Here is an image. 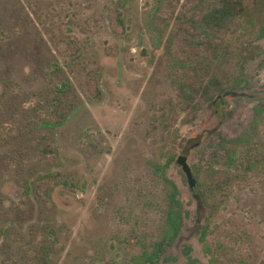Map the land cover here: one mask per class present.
<instances>
[{"label": "rangeland", "instance_id": "rangeland-1", "mask_svg": "<svg viewBox=\"0 0 264 264\" xmlns=\"http://www.w3.org/2000/svg\"><path fill=\"white\" fill-rule=\"evenodd\" d=\"M213 1L0 0V229L9 228L0 242L11 260L41 264L34 246L48 243L51 264H128L164 231V176L179 189L184 223L152 264L264 260V118L251 152L259 169L244 173L239 146L240 161L217 177L229 183L214 193L204 169L211 141L242 135L264 100V0H243L246 11L216 39L212 68L237 88L218 102L180 95L179 56L196 86L212 74L213 52L189 38Z\"/></svg>", "mask_w": 264, "mask_h": 264}, {"label": "trees", "instance_id": "trees-1", "mask_svg": "<svg viewBox=\"0 0 264 264\" xmlns=\"http://www.w3.org/2000/svg\"><path fill=\"white\" fill-rule=\"evenodd\" d=\"M244 11H246V9L244 7L243 0H215L208 6L202 16L194 22L195 28L197 29L196 32H199V34L194 39L190 36L189 40L191 43L192 40H195V43L192 44L196 48H205L207 52H213V57L210 60L208 59V61L206 60L209 67L212 68L214 66V61L222 53V44L217 42L216 39L220 35H226L228 30L233 27L236 19L240 17ZM191 43L188 42L187 44L190 45ZM178 59L179 60L175 66L177 67V70L181 71L184 75L179 78L180 95L184 96L185 100L192 103H197L196 97L200 96V91L203 93L205 100L216 102L218 99L223 98V96L230 93L233 89H236L237 85H239L237 82H231L230 80L224 81L220 73L212 68V74L208 76V80L204 82V85L196 86L191 82L190 77H185V74L188 75L190 67L188 60L182 59L181 56H179ZM62 90L63 87L60 88V91ZM195 107H197V104H195ZM253 111V120L242 135L230 138L219 134L211 141L208 149H206L209 159L206 162L204 169L207 170L209 174L210 171L213 170V174L211 175L216 177L214 182L211 183L213 187L208 185L209 182L207 184L209 192L214 193L215 191L222 190L225 184L229 183V180L222 182V180L217 177L220 175V172H223L222 166L228 165V167H231L232 164L240 161V156L237 155L239 146H244L243 154H246L244 156L246 160L244 168L245 174L251 170L259 169L263 165L262 156H259L260 152L257 150L255 153L251 152L252 150H255L253 146L257 143L255 138H253L254 134L256 130L259 129L261 121L264 118V100L257 103L254 106ZM49 149L50 143L44 150L45 156H47L45 153ZM223 159H225V161H223ZM174 160L175 156L171 155L167 159L162 170L168 167ZM215 165H220L221 167L219 169H215ZM162 175L164 174L162 173ZM164 177L171 185L170 192L168 194L167 206L165 208L166 216L165 226L163 229L164 231L159 238L143 240L139 254L135 255L128 264H152L158 262L165 256L167 248L176 241L180 234L184 223V213L179 198V189L175 182L169 180L166 176ZM198 177L199 176H197V178ZM198 185H204V182L200 181L199 178ZM201 195L203 201L205 203H209L210 198L208 193L203 192ZM8 231L9 228L0 229V233L2 234H6ZM200 234V239L204 241L207 234V228L203 227ZM34 247L38 252H42V257L40 259L41 264H51L53 262V254L55 253L53 244L43 243L40 246L36 244ZM0 248L3 250V253H7V256H9V260H6L5 264H19V258L14 261L11 260L12 253L8 242L1 241ZM8 251L11 254H9ZM184 252L185 254L190 255L191 247L186 246ZM188 264L217 263L213 258H211L207 263L201 262L199 259H192ZM259 264H264V260Z\"/></svg>", "mask_w": 264, "mask_h": 264}, {"label": "water", "instance_id": "water-1", "mask_svg": "<svg viewBox=\"0 0 264 264\" xmlns=\"http://www.w3.org/2000/svg\"><path fill=\"white\" fill-rule=\"evenodd\" d=\"M177 164L183 169V171L185 172L186 174V177H187V180H188V183L191 185V186H195L196 184V179H195V176L193 175V172H192V169L190 167V165L188 164L187 162V157L186 156H180L178 159H177Z\"/></svg>", "mask_w": 264, "mask_h": 264}]
</instances>
